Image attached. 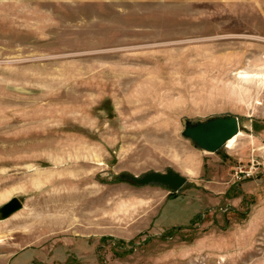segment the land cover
I'll list each match as a JSON object with an SVG mask.
<instances>
[{
    "label": "rangeland",
    "instance_id": "obj_1",
    "mask_svg": "<svg viewBox=\"0 0 264 264\" xmlns=\"http://www.w3.org/2000/svg\"><path fill=\"white\" fill-rule=\"evenodd\" d=\"M222 116L230 147L181 135ZM12 198L0 264H264V0H0Z\"/></svg>",
    "mask_w": 264,
    "mask_h": 264
},
{
    "label": "water",
    "instance_id": "obj_2",
    "mask_svg": "<svg viewBox=\"0 0 264 264\" xmlns=\"http://www.w3.org/2000/svg\"><path fill=\"white\" fill-rule=\"evenodd\" d=\"M240 130L239 119L234 116L212 117L205 121H185L181 135L190 140L195 147L206 152L216 153L226 143L237 136ZM138 187H165L171 193H177L186 184L187 179L172 169L166 172L151 171L142 176L122 174L117 176ZM23 205L17 198H12L0 207V221L8 219L19 212Z\"/></svg>",
    "mask_w": 264,
    "mask_h": 264
},
{
    "label": "bare ground",
    "instance_id": "obj_3",
    "mask_svg": "<svg viewBox=\"0 0 264 264\" xmlns=\"http://www.w3.org/2000/svg\"><path fill=\"white\" fill-rule=\"evenodd\" d=\"M240 135H241V133H239L237 136H235L234 138H232L231 140H229V141L226 143V146H227V147L232 146V144L236 141L237 137H239Z\"/></svg>",
    "mask_w": 264,
    "mask_h": 264
},
{
    "label": "trees",
    "instance_id": "obj_4",
    "mask_svg": "<svg viewBox=\"0 0 264 264\" xmlns=\"http://www.w3.org/2000/svg\"><path fill=\"white\" fill-rule=\"evenodd\" d=\"M171 194H174V193H171Z\"/></svg>",
    "mask_w": 264,
    "mask_h": 264
}]
</instances>
